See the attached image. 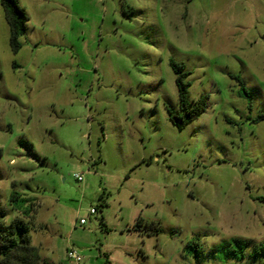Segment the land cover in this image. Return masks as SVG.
Returning a JSON list of instances; mask_svg holds the SVG:
<instances>
[{
	"label": "rangeland",
	"instance_id": "rangeland-1",
	"mask_svg": "<svg viewBox=\"0 0 264 264\" xmlns=\"http://www.w3.org/2000/svg\"><path fill=\"white\" fill-rule=\"evenodd\" d=\"M15 2L16 53L0 0L4 224L24 221L46 264H264V0ZM170 62L206 97L182 130Z\"/></svg>",
	"mask_w": 264,
	"mask_h": 264
},
{
	"label": "trees",
	"instance_id": "trees-1",
	"mask_svg": "<svg viewBox=\"0 0 264 264\" xmlns=\"http://www.w3.org/2000/svg\"><path fill=\"white\" fill-rule=\"evenodd\" d=\"M1 7L10 30V44L13 52L16 53L20 49L18 40L24 34L28 17L24 10L18 7L15 0H1ZM169 66L175 75L174 83L177 89L179 108L177 114L169 113V120L175 128L182 130L205 112L206 97L202 96L195 102L190 101L188 98L190 85L186 82L189 72L185 70L183 64L170 62ZM240 91L250 100V94L243 86L240 87ZM258 120L264 121V110L259 115ZM10 202L13 209L18 212L21 211L25 217H30L33 209L19 194L12 192ZM5 215L6 211L0 207V264H46L40 261L36 248L31 245V236L27 224L21 219L15 218L9 225H5ZM139 223L140 220L137 224L139 225ZM143 232L147 235L157 234L159 227L153 223L144 224Z\"/></svg>",
	"mask_w": 264,
	"mask_h": 264
},
{
	"label": "built area",
	"instance_id": "built-area-1",
	"mask_svg": "<svg viewBox=\"0 0 264 264\" xmlns=\"http://www.w3.org/2000/svg\"><path fill=\"white\" fill-rule=\"evenodd\" d=\"M74 178L77 181H79V182L82 181V177L80 175H75ZM89 212H90V214H94L95 213V211L93 209H91ZM84 223H85V220L81 219L80 220V224H84ZM67 256H68L69 259L75 260L76 262L80 261L79 256H77L74 251H69Z\"/></svg>",
	"mask_w": 264,
	"mask_h": 264
}]
</instances>
